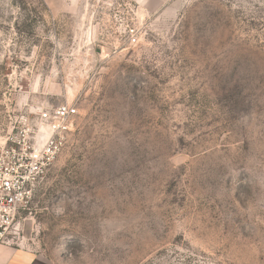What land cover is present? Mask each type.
<instances>
[{"label": "rangeland", "instance_id": "1", "mask_svg": "<svg viewBox=\"0 0 264 264\" xmlns=\"http://www.w3.org/2000/svg\"><path fill=\"white\" fill-rule=\"evenodd\" d=\"M63 103L74 131L9 246L264 264V0H0V145Z\"/></svg>", "mask_w": 264, "mask_h": 264}, {"label": "built area", "instance_id": "2", "mask_svg": "<svg viewBox=\"0 0 264 264\" xmlns=\"http://www.w3.org/2000/svg\"><path fill=\"white\" fill-rule=\"evenodd\" d=\"M137 42V29H129ZM77 109L63 103L20 122L0 145V246L9 245L15 223L40 182L66 149Z\"/></svg>", "mask_w": 264, "mask_h": 264}, {"label": "crops", "instance_id": "3", "mask_svg": "<svg viewBox=\"0 0 264 264\" xmlns=\"http://www.w3.org/2000/svg\"><path fill=\"white\" fill-rule=\"evenodd\" d=\"M35 255L21 248L0 246V264H35Z\"/></svg>", "mask_w": 264, "mask_h": 264}]
</instances>
